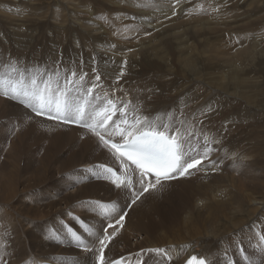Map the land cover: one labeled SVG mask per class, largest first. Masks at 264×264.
I'll list each match as a JSON object with an SVG mask.
<instances>
[{
    "label": "rangeland",
    "instance_id": "374dc122",
    "mask_svg": "<svg viewBox=\"0 0 264 264\" xmlns=\"http://www.w3.org/2000/svg\"><path fill=\"white\" fill-rule=\"evenodd\" d=\"M9 17L11 18L9 19ZM73 22L78 26H74ZM82 24L95 27L97 31L91 33L81 30V32L79 29H84ZM120 25L128 29L131 28L133 31L128 32L132 33L133 37H129V35L127 40H122V42L126 41L130 44L127 46L131 47L130 49L138 50L145 47L150 50L158 46L160 50L164 51L160 56L152 55L151 65H147L146 60H143L142 66L146 67L144 70L146 77L127 81L143 84L162 74H170L168 79L176 77L181 81V78L184 77L190 82L186 83L185 92L188 87L200 84L202 93L207 89L208 94H205V100L215 104L214 112H220L216 118H210L209 121L197 120V122L200 121L201 128L210 135H215L221 116H224L223 120L229 115L227 118H230L231 122H227L228 126L234 125L236 130V125L241 120V128L237 130L238 132L232 130L225 140L230 138L228 140L230 143L227 142L233 146L234 141L232 140L235 137V140L246 139L241 147L237 146V150H235L237 154L232 153L231 157H229L226 148L220 147L219 149V145H215V143L209 149H205L210 151L209 154H215L218 158L217 165H220L218 166L220 169L212 178L196 171L195 176L171 182V184L177 183L176 186L162 189L158 187L156 189L158 192L155 195L150 191L141 198V200L153 199V196L156 198L160 195L158 199H165L162 202L166 207L164 211L170 209L168 206L173 201L181 207L184 205L182 203L190 201L189 210H178L177 216H174L178 218V220L176 219L178 222L175 223L177 226L172 228L174 232L170 231L166 236L176 238L181 235L184 237V241H176V243L172 241L173 243L168 246L163 245L164 247H161L164 249L160 248L162 251L155 250V247L149 250L147 244L141 245V248L147 249V252L150 253L163 254V258L173 264L175 259L172 253L166 249L175 248L176 251L180 245H198L200 243L197 242L206 239L211 242L208 245L215 249V253L220 250L228 254L226 246L232 241L235 243V251L240 255H246L247 244H251V248L253 244L256 248L264 246V239H262L264 237V217L259 216L258 211L256 216L262 218L261 221L254 219L246 226L238 225L241 228L235 231L234 235L230 234L232 237L227 235L228 237L220 238L222 232H232L238 219L252 211L254 207L249 199H264V0H0V78L6 81L10 78L15 81L23 72V87L31 88L30 80L33 77L39 82L51 76L52 87L58 89L63 87L72 71L78 74L80 71L87 73L88 78L85 77V80L95 79L96 75L103 77L100 73L102 69L94 68V63L97 62L94 60L93 53L105 56V61L101 64L105 63L106 67L103 69L107 68L109 75L119 72L118 76L121 77L119 75L121 71L116 67L117 65L114 62H109L114 57L120 58V54L116 52L117 46L112 40L119 41V36L115 38L112 34L120 32ZM83 32L87 33V36ZM92 44H102L105 48L102 49L98 45L96 50H93ZM104 51L109 54L106 56L107 53ZM184 59L192 60L191 64L189 63L190 66ZM71 60H74L75 63H72ZM141 61L142 59L138 60L139 63ZM9 62H17L18 71L14 72ZM83 64L86 65L82 68ZM185 72L186 74H184ZM64 74L67 77H63ZM101 79L100 77L99 81ZM157 81L159 82L153 84H156L155 86L159 87V90L167 91L169 89H166L164 80L157 78ZM86 83L88 81L83 82V84ZM78 84L80 87L83 86L79 82L71 86V91L69 90L66 97L73 109L77 107V104L82 105L85 102L87 103L85 105H88L92 111L100 107V102L107 104L108 100L104 98L103 92L104 83L99 87L101 90L97 88L98 84L95 85L96 88L86 87L87 90L84 87H76ZM3 87L6 88L7 84ZM88 89L92 90L91 94H88ZM93 91H97V94ZM243 91L245 93L241 101L238 98V93ZM98 94L103 95L100 100ZM94 95H97L99 102L96 103L92 100ZM160 99H156L152 103L154 109L156 111L167 110L166 113L172 112L170 102L160 104ZM2 101L7 103L4 110L0 108V264H4L7 258L9 264H14L16 257L21 256L23 252H28L30 259H35L36 257L33 255L36 254L38 256L50 253L64 261L65 257L60 255L62 252L59 253V250L73 246L68 241L69 233H75L81 237L83 243L88 245V251L77 246L79 251H83L87 256L88 254L89 256L95 255L97 258L100 248L98 237L102 238L104 234L107 235L103 230L109 221V223H114L111 219L112 216H105L103 209L98 206L115 205L117 209L115 213H112L113 216L121 210L125 213L128 205L135 198L133 192L129 188L118 189L114 184L104 179L105 174L101 171L102 163L90 152H87L83 144L85 139L82 136L73 137L74 141L70 143L71 145L59 144L58 146L51 141L52 138L57 137L56 132H70L73 126L61 125L45 117L43 119L16 99L0 95V106ZM198 102L200 104L202 98ZM107 107L110 109L109 105ZM9 109L14 111L18 120L12 115L8 117L2 115V112ZM187 111L182 116L189 120H192L191 117H188L190 115L196 114L198 117L205 115L192 108ZM187 113L189 114L186 115ZM237 114L240 115V119L236 121ZM20 115L22 117L25 115L30 119L26 125L20 124L22 118ZM100 115L102 116L103 112ZM8 119H12L14 122L10 124L7 122ZM25 129H27L26 132ZM28 129L30 130L29 134L27 133ZM78 129L86 132L84 128ZM81 131L77 133L80 134ZM239 132L241 134H238ZM99 142L103 144L100 139ZM241 150L242 152L245 150L244 153ZM200 151L203 152L204 147ZM253 155H256V159ZM212 158L215 157L212 156L210 159ZM109 159L105 161L106 164L117 163L115 157L112 160ZM255 160H258L259 163H256L258 161ZM260 163L263 165L261 166ZM233 168L235 169L233 170ZM239 170L240 172H238ZM223 173L225 174L223 175ZM244 179L248 181L246 182ZM251 179H254L253 182ZM220 185L223 187H219ZM135 188L136 192L142 190L141 187ZM167 188L168 193L164 194ZM210 193L214 199H243V208L249 212L240 215L241 217L229 214L219 223L210 219L207 226L202 227L197 215L192 214V209L195 208L198 201L201 205L204 199H212ZM116 199L124 201L120 200L116 203ZM134 206L130 211L131 214L128 215L125 228L109 231L112 237L115 236L112 242L117 240V244L111 249L110 260L115 256L122 255L125 260L141 261L142 253H139L140 251H137L136 248L139 242H144L146 239L147 234L143 233L142 229H145L149 224H154L157 227L162 226L157 209L151 211L150 216L154 217V222L149 223L147 219L137 221ZM185 211L191 212L185 213ZM250 214L253 218V214ZM94 220L99 221L100 225L93 224ZM183 220L186 222L189 220L186 226ZM138 222L143 225L141 230L138 228ZM192 223L199 225L188 233L187 228ZM129 224L130 229L137 228L138 232L134 230L129 234L127 232ZM191 237L196 239L191 240ZM126 242H129V245ZM180 250L182 249L180 248ZM212 250L208 247L204 252L198 253V256H206L211 261ZM9 252L11 256H9ZM165 253L169 257H166ZM226 260L228 259L225 258L226 264H230Z\"/></svg>",
    "mask_w": 264,
    "mask_h": 264
},
{
    "label": "bare ground",
    "instance_id": "6f19581e",
    "mask_svg": "<svg viewBox=\"0 0 264 264\" xmlns=\"http://www.w3.org/2000/svg\"><path fill=\"white\" fill-rule=\"evenodd\" d=\"M162 6V5H160ZM71 9V8H70ZM163 10V9H162ZM165 13V12H164ZM62 15V14H60ZM58 17V16H57ZM71 17V16H70ZM11 17H9L10 19ZM54 19V18H53ZM71 20V19H70ZM56 21V20H55ZM61 21V20H60ZM121 21V20H120ZM63 22V21H62ZM61 23V22H60ZM74 26H78V24H76L75 22L72 23ZM70 25V24H69ZM72 25V26H73ZM83 25V24H82ZM81 25V26H82ZM89 25V24H88ZM73 26V27H74ZM120 32L118 33H113L112 35L116 38V36H119L117 40H113V43L116 44L117 46V54H120V58H116L114 57V59H112V61L109 62H114L117 66V68L121 71L123 70L124 74L123 76L119 77L118 73L119 72H115L113 73V75H109L107 73V68L103 69L105 66V63L101 64L103 61H105V56L100 54V53H93L94 57H95V61L97 63H94V68L95 69H102V71L100 72L103 77L100 75V77L102 78L101 81H97L96 79H90V80H84V82L88 81V83L83 84V86H76L79 88L84 87L86 89V87L88 88H92L95 87V85L98 84L97 88L100 89L99 87L103 84V92H104V98H107V100H112L115 105L117 106L118 109H122L124 108L125 105H127V110H126V114L124 117L121 116V112L118 110L116 111L115 115L112 116V118L114 119L113 122L111 124H109L108 126H106V128H100L97 127L96 131L100 132L102 135L105 133L104 137L105 139H109L110 141H116L117 143H123L122 138L120 137V135L118 134V132L115 131V127L117 124H120V120L122 118H126L129 122V124L133 123L136 117H140L142 120H146L149 121L153 124V126L158 127L160 130H164V127L167 126V132L171 135H178L181 139V141L183 142V147L185 152L188 155H196L197 152H200L201 154H203V152L205 151V149H209L211 147V145H213L215 143V145H219V149L220 147H224L226 148L228 151V154L230 155L229 157L232 156V153H236L237 150V146L241 147V145L243 143H245L246 139L243 138L242 140H235V138L232 140L234 141L233 146H230L231 144H228V140H230V138L226 141L225 139L228 138L229 133L232 132V130L234 129V125H230V127L228 126L227 122H231L229 115L226 118L221 116V119L219 120V122L217 123V133L215 131V135H210L208 132L204 131L201 126L199 125L200 121L197 122V120H208L210 118H216L218 116V114L220 112H214L213 110L215 109V104H212L210 101L208 102L207 99L205 100L204 96H206L205 94L207 93V89H205L202 93L201 88L202 85L200 84H196V85H192L191 87L187 88V92H185L186 90V83H190L186 78L184 79L181 78H176L174 77L173 79H168V77L170 76V74H162L160 77H154L153 79L149 80L147 83H131V81H127V80H134V79H138L141 77H146V74H144V70L146 69L145 66H142L143 64V60L145 59L148 64H152L151 60H152V55L153 56H160L161 54L164 53L163 49L160 50L159 47L155 46L154 48L149 49H145V47L139 48L138 50L136 49H130L131 47H127L130 44L126 43V41L122 42L123 39L127 40V36L131 37L132 33H128V32H133L131 31V28H126V27H122V25H120ZM134 26V25H133ZM84 29H79V31L83 30V31H90L91 33L93 31H97V29L94 27H88L86 25L82 26ZM80 28V27H78ZM177 28V27H176ZM216 28V27H215ZM218 28V27H217ZM216 28V29H217ZM215 29V30H216ZM133 30V29H132ZM208 30V29H207ZM82 32V31H81ZM100 32V31H99ZM217 32V31H216ZM86 36L87 33L83 32ZM125 33V34H123ZM215 33V32H214ZM69 34V33H68ZM75 34V33H74ZM83 34V35H84ZM71 35V34H70ZM69 36V35H68ZM82 36V35H81ZM134 36V35H133ZM132 36V37H133ZM93 37V36H92ZM176 38V37H175ZM130 39V38H129ZM158 39V38H157ZM94 40V38H93ZM89 41V40H88ZM157 41V40H156ZM119 42V43H118ZM137 42V41H135ZM147 42V41H146ZM215 44V43H214ZM81 45V44H80ZM91 45V44H90ZM100 47H102V49L105 48L104 45L102 44H98ZM97 44H92V48L93 50H96ZM69 46V45H68ZM126 46V47H125ZM140 46V45H139ZM138 47V46H137ZM76 48V47H73ZM136 48V47H135ZM82 49V47H81ZM129 50V51H128ZM144 51V52H143ZM242 51V50H241ZM244 51V50H243ZM207 52V51H205ZM104 53H107L106 51H104ZM109 53L106 54V56ZM208 54V53H207ZM206 54V55H207ZM36 55V54H35ZM112 56V55H111ZM151 56V57H149ZM185 56V55H184ZM104 57V58H103ZM207 57V56H206ZM110 58V57H109ZM183 58V57H182ZM198 58V57H197ZM221 58V57H220ZM7 59V58H6ZM142 59L141 63L138 62V60ZM194 59V58H193ZM207 59V58H206ZM233 59V57H232ZM236 59V58H235ZM182 60V59H181ZM185 60V59H184ZM195 60V59H194ZM197 60V59H196ZM216 60V59H215ZM220 60V59H219ZM237 60V59H236ZM240 60V59H239ZM72 61V60H71ZM74 61V60H73ZM72 63H75L73 62ZM76 61V60H75ZM186 63L191 64V61H187L185 60ZM44 62V61H43ZM46 62V61H45ZM80 62V61H79ZM126 62V63H125ZM107 63V62H106ZM182 63V61H181ZM184 62V64H186ZM211 63V62H210ZM217 63V62H216ZM89 64V63H88ZM215 64V63H214ZM80 65V64H79ZM78 65V67H79ZM86 64H83L81 67H85ZM90 65V64H89ZM122 65H123V69H122ZM186 65V66H188ZM76 66V65H75ZM190 66V65H189ZM74 67V66H72ZM91 67V66H90ZM139 67H141L139 69ZM28 68V67H27ZM46 68V67H45ZM93 69V67H91ZM138 68V69H137ZM213 68V67H212ZM81 69V68H80ZM185 70V69H184ZM63 71V70H62ZM65 71V70H64ZM116 71V70H115ZM164 71V69H163ZM81 72V71H80ZM84 72V71H83ZM23 73V72H22ZM39 73V72H38ZM30 74V73H29ZM32 74V73H31ZM30 74V75H31ZM40 74V73H39ZM48 74V73H47ZM62 74V73H61ZM154 74V73H153ZM174 74V73H173ZM178 74V73H177ZM176 74V75H177ZM186 74V72L184 73ZM237 74V73H235ZM38 75V74H37ZM89 75V74H88ZM120 75V74H119ZM158 75V74H157ZM62 76V75H61ZM183 76V75H182ZM188 76V75H187ZM238 76V75H237ZM235 76V77H237ZM24 77V76H23ZM28 77V76H27ZM42 77V75H41ZM63 77H67L64 76ZM87 77V76H86ZM178 77V76H177ZM32 78V77H31ZM47 78V77H46ZM70 78V77H69ZM88 78V77H87ZM91 78V77H90ZM95 78V77H94ZM157 78L162 79L163 82L166 83V89L169 88L167 91H164V89H160L159 87L155 86L156 84H153L154 82L157 83L159 81H157ZM208 78V77H207ZM222 78V77H221ZM30 79V78H29ZM197 79V78H196ZM194 79V80H196ZM44 80V79H43ZM62 80V79H61ZM95 80V81H94ZM185 80V81H183ZM209 80V79H208ZM234 80V79H233ZM232 81V80H231ZM243 81V80H241ZM98 82V83H96ZM162 82V83H163ZM210 82V80H209ZM238 82V81H237ZM244 82V81H243ZM26 83V82H25ZM221 83V82H220ZM54 84V83H53ZM81 84V85H82ZM159 84V83H158ZM195 84V83H194ZM208 84V83H207ZM200 85V86H198ZM239 85V84H238ZM55 86V85H54ZM222 86V85H221ZM227 86V85H226ZM236 86V85H235ZM184 87V88H182ZM201 87V88H200ZM230 87V86H229ZM228 87V88H229ZM242 87V86H241ZM246 87V85H245ZM244 87V88H245ZM30 88V87H29ZM57 88V87H56ZM96 88V87H95ZM250 88V87H249ZM54 89V88H53ZM59 89V88H58ZM225 89V88H223ZM242 89V88H241ZM73 90V89H72ZM87 90V89H86ZM101 90V89H100ZM226 90V89H225ZM243 90V89H242ZM71 91V90H70ZM227 91V90H226ZM254 91V90H253ZM95 92V94H97V91H93ZM250 92V91H249ZM72 93V92H71ZM244 91L241 92L240 94L238 93V98L242 101V98L244 97ZM226 94V93H224ZM247 95V94H245ZM103 96V95H102ZM98 94L99 100L100 97H102ZM174 96V98H173ZM168 97V98H167ZM248 97V96H247ZM86 98V97H85ZM91 98V97H89ZM161 98L160 104H162L163 102L165 103H169L170 107L172 108V112H168L166 113L167 110L164 111H156L154 108V105L152 104L154 101H156V99ZM202 98V102L200 104H198V100ZM204 98V99H203ZM246 98V97H245ZM97 95H94L92 97V100L96 103L97 101L99 102V100H97ZM238 99V100H239ZM207 103H205V102ZM158 102V100H157ZM7 102L2 101L1 103V110H4V106L6 105ZM86 103V102H85ZM82 104V105H78L77 106H83L86 107V105ZM22 104V103H21ZM69 104V103H68ZM76 104V103H75ZM87 104V103H86ZM106 102H100V107L95 110L92 111V109L90 110V107L88 106V112L87 114L84 116V123L86 124H91L93 123V120L95 119L96 121H99L101 119V115L97 116L96 113L100 112L101 109H108V105L106 104ZM158 104V103H156ZM204 104V105H203ZM8 105V104H7ZM72 105V104H71ZM74 105V104H73ZM201 105V106H199ZM21 107V106H20ZM244 107V106H243ZM196 109L198 110L199 113L201 114H205L203 117H198L196 116V114L190 115L188 117H191L192 120H189L188 118L183 117V113L185 111H187L188 109ZM30 109V108H29ZM21 111V110H20ZM188 112V111H187ZM20 113V112H17ZM24 113V112H23ZM34 113V112H33ZM197 113V111H196ZM104 114V113H103ZM189 113H187L186 115H188ZM241 114V113H240ZM257 114V113H256ZM3 116H15L14 115V111L9 109V110H5V112H2ZM208 115V118H207ZM235 115V114H234ZM29 116V115H28ZM17 117V116H15ZM14 117V118H15ZM20 117H22L20 115ZM41 117V116H39ZM183 117V118H181ZM193 117V118H192ZM38 118V117H37ZM43 118V117H42ZM17 120L19 119L18 117L16 118ZM44 119V118H43ZM236 121L237 119H240V115L237 114L235 117ZM243 119V118H242ZM22 120V121H21ZM20 120V124L22 125H26L30 119L27 118L25 115L21 118ZM40 120V119H39ZM169 120V121H168ZM31 121H33L31 119ZM43 121V120H42ZM7 122H10V124H12L14 121L12 119H8ZM205 122V121H202ZM256 122V121H255ZM31 123V122H30ZM34 123V122H33ZM45 123V122H44ZM213 123V122H212ZM215 123V122H214ZM241 120L238 122V124L236 125V130L234 132H236L237 130H240L241 128ZM205 124V123H204ZM39 125V124H37ZM42 125V124H40ZM44 125V124H43ZM257 125V124H256ZM259 125V124H258ZM34 126V125H33ZM46 126V125H45ZM208 126V125H207ZM28 127V126H27ZM32 127V126H31ZM39 127V126H38ZM42 127V126H41ZM64 127V126H63ZM72 127V126H71ZM122 127H127V125H122ZM257 127V126H256ZM33 128V127H32ZM35 128V127H34ZM229 128V129H228ZM252 128V127H251ZM30 129V128H29ZM27 131V133L29 134V130ZM83 129V128H82ZM209 129V128H207ZM27 129H25L26 132ZM50 130V129H49ZM70 132H56L57 137L52 138L51 141H53L56 145L59 146V144H70L74 141V139H72L73 137L76 138L78 136H82V138H84V147L87 150V152H90L91 155H94L96 158H98V161L101 162L102 164L108 165L105 163V161L110 160L109 158H111V160L113 159V157H115L117 163H113L112 166L114 167H120L121 166V161L119 159H117V157L115 155H113V152L108 148L105 147L103 144H101L99 142V137L91 130L86 129V132L79 130L78 128H71ZM36 131V130H35ZM81 131L80 134H78L77 132ZM210 132V130H208ZM261 131V130H260ZM21 132V131H20ZM183 132V133H181ZM238 132V131H237ZM212 133V132H211ZM242 133V131H241ZM240 132L238 134H241ZM1 134V133H0ZM4 134V133H3ZM231 134V133H230ZM233 134V133H232ZM264 135V134H263ZM1 136V135H0ZM27 136V135H25ZM233 136V135H232ZM253 136V135H252ZM242 138V137H241ZM72 139V140H71ZM257 139V138H256ZM260 139V138H259ZM71 140V141H70ZM248 141V140H247ZM24 143V142H23ZM230 143V142H229ZM71 145V144H70ZM250 145V144H249ZM248 146V145H247ZM63 147V146H62ZM72 147V146H71ZM204 147V151L201 152L200 150ZM66 148V147H65ZM77 148V147H76ZM235 148V149H234ZM250 148V147H249ZM263 148V146H262ZM78 149V148H77ZM218 149V150H219ZM254 149V148H252ZM248 150V147H247ZM235 151V152H234ZM239 151V149H238ZM245 151V150H244ZM244 151L241 152L244 153ZM249 151V150H248ZM255 151V150H254ZM253 151V152H254ZM208 155L206 158V162L204 165H202L197 171L201 172L202 174H204L206 177H213L214 175H216L217 171L220 169H218V166H220L218 163V158L215 156V154H209V150H207ZM223 152V151H222ZM227 152L225 151L226 155ZM224 153V154H225ZM246 153V152H245ZM255 153V152H254ZM237 154V153H236ZM235 154V155H236ZM253 154V153H252ZM242 155V154H241ZM257 155V154H256ZM256 155L255 159H256ZM215 157L210 159L211 157ZM225 156V155H224ZM237 156V155H236ZM233 156V157H236ZM245 156V154H244ZM252 156V155H251ZM228 157V156H227ZM228 157V158H229ZM252 158V157H251ZM261 158V157H260ZM222 159V158H221ZM243 159V158H242ZM254 159V158H253ZM258 159V156H257ZM263 159V157L261 158ZM97 161V160H95ZM94 161V163H95ZM240 161V160H239ZM248 161V160H247ZM250 161V160H249ZM258 161V160H255ZM242 162V161H241ZM93 163V162H92ZM252 163V160H251ZM256 163H259L256 162ZM237 165V164H236ZM239 165V164H238ZM237 165V166H238ZM243 166L246 164H242ZM253 165V164H252ZM261 165V163H260ZM263 165V164H262ZM261 165V166H262ZM234 166V165H233ZM228 168V167H227ZM245 168V167H243ZM230 169V168H229ZM235 168H233L234 170ZM240 169V168H239ZM253 169V168H252ZM255 169V168H254ZM257 169V168H256ZM263 169V168H262ZM246 170V168H245ZM223 171V170H222ZM255 171V170H254ZM261 171V170H260ZM263 171V170H262ZM237 172V170H236ZM240 172V170L238 171ZM257 173V171H255ZM196 173V172H195ZM242 173V172H241ZM245 173V172H244ZM249 173V171H248ZM256 173L254 174L256 176ZM104 174V173H103ZM136 185L135 187H141V177L138 175V173H136ZM225 173H223L224 175ZM233 174V173H232ZM73 175V174H72ZM231 175V174H230ZM258 175V173H257ZM74 176V175H73ZM234 176V175H233ZM261 176V175H260ZM76 177V176H75ZM239 177V176H238ZM227 178V177H226ZM240 178V177H239ZM257 178V176H256ZM223 179V178H222ZM242 180V179H241ZM246 181V179H244ZM252 180V179H251ZM254 180V179H253ZM252 180V182H253ZM223 181V180H222ZM248 181V180H247ZM246 181V182H247ZM261 181V180H260ZM264 181V180H263ZM217 182V181H216ZM229 182V181H228ZM250 182V181H249ZM257 182V181H256ZM223 183V182H222ZM261 183V182H260ZM177 183H172L171 182H166L161 184V186H159L160 189L164 188V187H173L176 186ZM256 184V183H255ZM259 184V183H258ZM228 185V184H227ZM241 185V184H240ZM260 185V184H259ZM229 186V185H228ZM216 187V186H215ZM219 187H223V186H219ZM227 187V186H225ZM237 187V186H236ZM260 187V186H259ZM262 188V187H260ZM127 189V188H126ZM215 189V188H214ZM230 189V188H229ZM125 190V188H124ZM172 190V189H171ZM168 188L166 191H164V194H167L168 192ZM234 191V190H233ZM120 192V191H119ZM158 192V190H152V194L155 195ZM232 192V191H231ZM251 192V191H250ZM117 193V191H116ZM233 193V192H232ZM259 193V192H258ZM234 194V193H233ZM253 194V193H252ZM118 196V193L116 194ZM254 195V194H253ZM256 195V194H255ZM128 196V194H127ZM126 196V197H127ZM223 196V195H222ZM125 197V199H126ZM153 199H140L141 201H138L135 204V208H136V212H134L135 217L137 218V221H142V219H147L149 221V223L154 222L152 215L150 216V214L152 213L151 211H155L156 209L158 210V216H159V221L161 223V227H157L154 224H149L148 226H146L145 229H142V231H144L143 233H146V239L141 242L138 243L136 250L140 251L139 253H142L140 258L141 261H144L145 264H172V263H168L164 258H163V254H157V253H150L147 252V249H143L141 248V245H145L147 244V247L150 248L149 250H152L153 247H155V250H160L164 249L161 246L163 245H169L170 243H173L176 241L177 242H182L184 241V237H182L181 235L179 237L176 238H170V237H166L168 236V232L172 231L174 232V229L172 230V228H174L175 223L178 222V218L174 217L177 216V212L182 211L183 209L189 210V206H190V201H188L187 203H182L184 204L182 207L178 206V204L176 202H172L170 203V205L168 207H170V209L168 211H164V209H166V207H164L165 205L162 204V202L165 200H160L158 199L160 197V195L153 196ZM210 197L212 199H204V201H202V204H199V201L197 202V204L195 205V208L192 209V214L193 215H197V218L199 221H201V225L202 227L204 225L207 226L208 221L211 219L216 220V223H219V221L221 219L227 218V215L229 214H234L235 216H239L242 214H245L249 211H247V209L243 208V199H214V196L211 195L210 193ZM231 197V196H229ZM152 198V197H151ZM216 198V197H215ZM116 203L119 202L120 200L122 201L123 199H116ZM130 200V199H129ZM168 201V199H166ZM124 201V200H123ZM176 201V200H175ZM249 201L251 202V205L253 204V209L252 211L249 212V214L245 217H241L238 219V221L236 222V226L233 227L232 232H222L220 234V238H224L225 236H229L230 234L234 235L233 233L237 230H239V228H241V225H245L247 223H251L252 220L254 219H261L259 216L264 217L263 213H264V199H249ZM130 202V201H129ZM184 202V201H183ZM199 204V205H198ZM81 205V204H80ZM111 205V204H110ZM125 205V204H124ZM127 205V204H126ZM245 205V204H244ZM162 206V207H161ZM167 206V205H166ZM164 207V208H163ZM117 209V208H116ZM181 209V210H180ZM86 211V210H85ZM135 211V210H134ZM185 213H190L191 211H188ZM258 211V215L256 216V212ZM56 212V211H55ZM62 212V211H61ZM54 213V212H53ZM79 213V212H78ZM253 214V218L251 217V214ZM86 214V213H85ZM131 214V213H130ZM100 215V214H99ZM95 216V215H93ZM92 216V218H93ZM97 216V215H96ZM91 217V215H90ZM98 217V216H97ZM101 217V216H100ZM232 217V216H231ZM102 219V218H101ZM112 219V218H111ZM177 219V220H176ZM87 220V219H86ZM98 220V219H97ZM134 220V219H133ZM176 220V221H175ZM193 221V219H191ZM210 220V221H211ZM230 220V219H229ZM106 221V220H105ZM184 221V225L186 226L189 222V220L186 222ZM209 221V222H210ZM227 221V220H226ZM90 222V221H89ZM110 222V221H109ZM108 222V223H109ZM40 223V222H39ZM69 223V222H68ZM93 224H98L100 225L99 221H92ZM245 223V224H244ZM106 224V223H105ZM91 225V224H90ZM103 225V224H102ZM199 225V224H198ZM198 225H194V223L190 224V226H188V230L187 232L189 233L190 230H192L193 228L198 227ZM240 225V226H238ZM143 225L140 224L138 222V228L141 230V227ZM230 226V225H229ZM238 226V227H237ZM249 226V225H248ZM98 227V226H97ZM217 227V226H216ZM232 228V227H231ZM226 229V228H225ZM100 230V229H99ZM137 231L138 229H130V224L127 227V232L130 234L132 231ZM117 232V231H116ZM68 233V232H66ZM99 233V232H98ZM217 233V231H216ZM100 235V234H99ZM105 235V234H104ZM58 236V235H57ZM198 236V235H197ZM227 236V237H228ZM231 236V235H230ZM51 237V236H50ZM54 237V236H52ZM115 237V236H113ZM232 237V236H231ZM81 239V237H79ZM90 238V237H89ZM99 238V237H98ZM193 238L195 237H191L190 239L193 240ZM196 239V238H195ZM64 240V239H63ZM139 240V239H138ZM225 240V239H224ZM68 241L70 243H72L71 246H67L65 247V249H61L59 250L61 253L60 255H63L65 257V260L62 261L59 258H56L53 254L50 253H45V254H41V255H33L34 257H36L35 259H30L29 258V253L28 252H23L21 256L16 257V259L14 260V264H42V263H46V262H52L55 264H97V258L95 257V255L93 256H88L84 254L83 251H79L80 249L77 247V242L76 240H74L72 238L71 233L68 234ZM173 241V242H172ZM230 241V240H229ZM240 241V240H239ZM254 241V240H253ZM43 242V241H42ZM97 242V241H96ZM186 242V241H185ZM195 242V241H194ZM250 242V241H248ZM35 243V242H34ZM200 243L198 245H180V247L176 249L173 248L172 250L170 249H166V251L172 253L173 258L175 259V262L173 264H184L186 262V260L194 255L197 256L199 255L198 253L204 252V250L206 248L209 247V249H213L212 250V254H211V261H209L206 256H200V257H204L209 264H226L225 262V258L228 259L226 261H229L230 264H232V261L235 260V262L237 264H263L264 263V246H260L259 248H256L252 245V248L250 247L251 244H247V253L246 255H240L237 254V252L235 251V243L232 241L231 243H229L226 247L228 250V254H225L223 251L218 250L216 253L214 252L215 249L212 246H209L208 243H211L208 241V239H206L205 241L202 242H197ZM57 244V243H56ZM67 244V243H66ZM85 244V243H84ZM117 244V240H114L109 248L108 251L106 252V257H105V264L109 263V262H113L115 260L121 259L122 255L119 256H115L114 259L110 260L109 256L111 255V249L113 247H115V245ZM126 244L129 245V242H126ZM237 244V242H236ZM239 246V245H238ZM47 247V246H45ZM44 247V248H45ZM55 247V246H54ZM164 247V246H163ZM176 247V246H175ZM95 248V247H94ZM180 248L182 250H180ZM143 249V250H142ZM84 250V249H83ZM20 251V249H19ZM162 251V250H160ZM35 252V251H34ZM42 252V251H41ZM52 253V251H49ZM144 252V254H143ZM181 252V253H180ZM242 252V251H241ZM10 253V252H9ZM14 253V252H13ZM21 253V252H20ZM244 253V252H243ZM203 254V253H202ZM208 254V253H207ZM17 255V254H16ZM15 255V256H16ZM43 255V256H42ZM57 255V254H56ZM11 256V253L10 255ZM59 256V254H58ZM112 256V255H111ZM210 256V255H209ZM8 260V262H6ZM7 260L4 262V264H9V259L7 258ZM126 261L128 262V264H139L141 261H132L131 259H126Z\"/></svg>",
    "mask_w": 264,
    "mask_h": 264
},
{
    "label": "snow or ice",
    "instance_id": "6c2138e0",
    "mask_svg": "<svg viewBox=\"0 0 264 264\" xmlns=\"http://www.w3.org/2000/svg\"><path fill=\"white\" fill-rule=\"evenodd\" d=\"M16 63L9 62L14 72L18 71ZM123 74V70H121L120 76H123ZM86 76L87 73L80 72L78 74L72 71L70 72L71 78H67L63 87L59 89H53L51 76L39 82L33 77L30 80L31 88L29 89L23 87V73H20L19 78L15 81H12L10 78L7 81L0 78V95L18 100L26 107L31 108L37 116L43 115L47 119H55L62 123H77L93 131L100 141H102L103 145L108 147L113 152V155L121 161L122 167L129 168L130 166H134V169L139 171L142 190L133 192L135 197L131 201L133 204L140 196L148 192L150 188L160 185L162 179L168 180L176 175L183 176L189 174L190 170L198 169V166L207 158V150L203 154L197 152L194 156L188 155L184 150L180 137L178 135H169L167 126L164 127V130H160L158 127L153 126L151 122L142 120L140 117H136L131 124H129L126 118H122L120 124L116 125L115 131L122 138V144L112 143L109 139H105L104 135L96 131V128H106L108 121L112 119V116L118 110L121 112V116L124 117L127 105L122 109H118L112 100H108L107 104L110 106V109H101L100 112L96 113L99 116L103 112L102 119L99 121L94 119L91 124L84 123L85 108L77 106L73 109L68 104L66 97L71 86L78 82L82 84ZM95 79L99 81L100 75H96ZM5 84H7L6 88L3 87ZM91 91V89H88V94H91ZM122 125H127V127H122ZM106 171L115 177L111 182L116 188L132 187L130 183H124L111 167L107 168ZM148 176H154L155 183L153 184L151 181H148V185L145 186V178ZM98 207L103 209L105 216H112L114 221V223L106 225L103 230L105 233L110 228L114 229L116 225L123 226L126 213H123L121 210L113 216L112 213L116 212L115 205H102ZM71 235L76 240L78 247H82L85 251L89 250L88 245L84 244L79 236L75 233H71ZM98 239L100 248L97 264H105V248L108 246L106 242L110 241L111 236L103 235L102 238ZM111 264H116V262H111ZM187 264H207V261L193 256L188 260Z\"/></svg>",
    "mask_w": 264,
    "mask_h": 264
}]
</instances>
